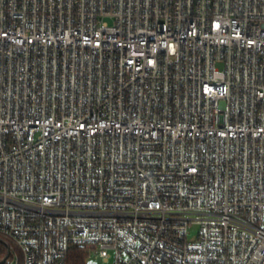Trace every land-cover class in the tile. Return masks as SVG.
<instances>
[{
  "label": "built area",
  "instance_id": "built-area-1",
  "mask_svg": "<svg viewBox=\"0 0 264 264\" xmlns=\"http://www.w3.org/2000/svg\"><path fill=\"white\" fill-rule=\"evenodd\" d=\"M0 237L264 264V0H0Z\"/></svg>",
  "mask_w": 264,
  "mask_h": 264
},
{
  "label": "trees",
  "instance_id": "trees-1",
  "mask_svg": "<svg viewBox=\"0 0 264 264\" xmlns=\"http://www.w3.org/2000/svg\"><path fill=\"white\" fill-rule=\"evenodd\" d=\"M16 255L17 253L14 249V246L11 243H9L7 240H5L4 238L0 237V262L8 258L7 262L5 263L7 264L8 261H10L11 259L14 260ZM73 256L76 257L78 261H81V264L82 262L84 264V253L83 252L77 251L73 254Z\"/></svg>",
  "mask_w": 264,
  "mask_h": 264
},
{
  "label": "rangeland",
  "instance_id": "rangeland-1",
  "mask_svg": "<svg viewBox=\"0 0 264 264\" xmlns=\"http://www.w3.org/2000/svg\"><path fill=\"white\" fill-rule=\"evenodd\" d=\"M190 232H191V234H190L189 238L190 239H194L196 237V235H197L198 229L197 228H193V229H191ZM7 264H15V262H14L13 259H11L10 261H8ZM89 264H102V262H93V261H90Z\"/></svg>",
  "mask_w": 264,
  "mask_h": 264
},
{
  "label": "water",
  "instance_id": "water-1",
  "mask_svg": "<svg viewBox=\"0 0 264 264\" xmlns=\"http://www.w3.org/2000/svg\"><path fill=\"white\" fill-rule=\"evenodd\" d=\"M8 258L4 259L0 264H5L7 262Z\"/></svg>",
  "mask_w": 264,
  "mask_h": 264
}]
</instances>
